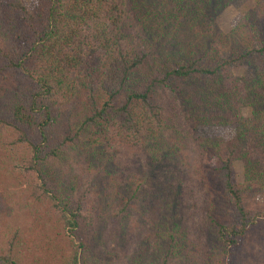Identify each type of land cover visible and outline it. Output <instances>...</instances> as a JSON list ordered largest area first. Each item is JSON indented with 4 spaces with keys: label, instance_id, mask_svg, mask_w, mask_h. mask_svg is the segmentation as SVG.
Segmentation results:
<instances>
[{
    "label": "trees",
    "instance_id": "1",
    "mask_svg": "<svg viewBox=\"0 0 264 264\" xmlns=\"http://www.w3.org/2000/svg\"><path fill=\"white\" fill-rule=\"evenodd\" d=\"M5 1L0 0V72L10 74L15 84L0 94V145L10 155V166L19 172L20 194L34 197L35 191L29 188H40L51 201L52 213L58 214L63 227L79 239L63 264H88L85 252L91 248H80L85 230L97 237L96 246L102 242L107 251L104 234L114 235L110 228L104 229L105 222L119 211L126 213L131 205V200L125 199L99 218L84 216V229L80 224L82 210H91L85 200L90 191L88 182L97 189L101 179L92 173L87 181L82 170L70 165L68 149L79 146L75 154L80 157L84 152L81 147L103 142L115 146L124 129L125 140L131 139L134 145L132 152L151 146L155 152L150 161L155 164L162 156L174 153L162 146L159 127L166 117L181 123V112L188 114L190 135L200 123L236 122L239 113L229 120L217 105L226 102L234 107L239 97L249 96L254 105L253 122L236 128L238 137L224 140L219 135L212 143L210 163L226 192L223 201L205 185L211 167L194 168L185 157L183 178L176 177L174 169L166 170L156 201L148 204L154 205L150 229L158 237V248L153 253L133 251L128 255L130 261L126 253L115 258L114 249L107 251L112 264H214L207 253L213 249L221 261L225 258L228 262L250 225L264 221V198L261 203L252 201L257 204L252 207L245 204L248 188L264 194V159L254 155L264 144V0H256L240 15L238 39L221 44L216 43L224 35L216 15L230 0H38L31 10L20 0ZM213 37L217 41H212ZM235 64L252 66L254 75L230 81V66ZM166 90L180 101L175 113L158 104ZM121 92L125 98L119 101ZM115 116L118 119L114 120ZM244 136H253L252 143L247 144ZM203 140L189 144L200 156L209 153ZM234 156L245 162L242 185L231 181ZM129 166L119 169L121 182L131 177ZM83 167L89 173L95 164L88 160ZM96 171L109 174L104 168ZM188 181L194 184V194L192 188L184 187ZM99 191L102 193L101 188ZM164 191L165 196L161 194ZM156 207L164 215L161 219H170L169 227L161 220L155 223ZM213 208L217 217L209 215V220L213 222L214 246L207 245L208 237L204 236L203 258L191 262L181 252L175 232L186 241L191 240V232L203 235L206 227L202 217ZM199 209L201 229L192 219ZM18 234L17 229L0 230V264H18ZM163 237L167 238L164 243ZM162 249L153 261L145 262L144 255L149 259ZM95 264L109 262L98 257Z\"/></svg>",
    "mask_w": 264,
    "mask_h": 264
},
{
    "label": "rangeland",
    "instance_id": "2",
    "mask_svg": "<svg viewBox=\"0 0 264 264\" xmlns=\"http://www.w3.org/2000/svg\"><path fill=\"white\" fill-rule=\"evenodd\" d=\"M9 1L11 0H6L5 2L10 3ZM20 1L26 8L31 10L38 0ZM255 2L256 0H230L219 10V13L216 15V24L224 35L221 37V40L216 42L217 44H221L223 41L231 43L238 39L239 34L237 32L236 23L240 15L250 9ZM211 40L217 41L216 37H213ZM254 72V68L248 64H235L230 66V74L232 78H229V80H237L239 82L244 80V77L251 78V76L254 75ZM14 84L15 82L10 74L0 72V94L5 88L13 87ZM85 90L86 88L82 87V92ZM161 95L164 96L162 100H158V104L163 105V108H169L172 113H175V107H178V104L180 103L179 99L174 98L172 93L169 91L167 92V90L164 94L161 93ZM124 98L125 96L123 92H121L118 97L119 101ZM83 103L85 104L86 101L81 98V104ZM251 104L249 96H241L235 101L234 107L226 104V102H223L220 106L217 105L230 116L229 120L231 117L235 118L234 116L236 113L240 114V119L236 120V122H230L227 125H221L219 123L204 125L200 123L197 129L192 131L190 135L188 132L192 129L189 127L192 121L188 114L181 112V123L173 121L172 118L166 117L167 120L162 122L161 127H159L161 129L162 146L165 149L168 147V149L174 153L167 158L166 156H162V158L159 159L158 162H155V164L150 161L152 156L151 153L155 152L154 150H151V146L145 145L137 151L132 152L134 147L132 140H125L124 135L126 132L122 128V131L118 134L120 135L119 139H121V141L115 144V146H112V142L111 144L103 142L100 145L97 143L92 148L81 147L84 149V152L80 157L75 154L76 150H79V146L72 151L68 149V161L70 165L74 168L78 167V170H82L86 175L87 181L92 179V173H96L95 177L99 180L101 179V184L97 189L95 187L91 188V182H88L89 187L87 190L90 191L89 194H86L85 200L89 201L88 206L91 210H82L80 224L84 225V229H86L85 218H99L98 215L107 213V211L110 210L111 205L118 206L119 202L125 199H130L131 205L128 207L126 213L119 211L115 218L111 221L105 222L104 229L107 230L110 228L114 235L111 236L109 234H104L108 239L107 251L108 249H114L115 252L112 254V257L115 258L126 253L128 261H130L128 255L136 250L153 253L154 249L158 248V237L152 232L153 230L150 229L153 227L154 223L152 218L154 205L148 206V204L156 201L158 196V186L165 180L164 174L166 173V170L169 168L174 169L176 171L175 176L183 178V175H185L184 164H187L185 157L191 160L192 167L194 166V168L211 167L207 173L208 178L205 185L210 188L211 192L216 194L220 201H223L222 196L225 197L226 192L223 189V184L217 180V174L210 163L212 158L211 154L214 153L212 152V143H215L214 138L219 135H221L224 140L231 138L232 136L238 137L236 136L238 134L236 128L238 129L240 126L244 127L245 122H248V124L253 122L254 105ZM70 107H72V104H70ZM215 108L218 114L219 110L216 106ZM261 108L264 109V102L261 104ZM113 119L116 120L118 118L115 116ZM199 138L204 139L202 145L205 146V148L207 147L206 149L209 153H206L209 154L210 157L206 153V155L203 154L200 156L193 152V148H191L190 145L195 139ZM244 138L246 140L247 136H244ZM247 139V144L252 143L253 136H248ZM183 146L186 147L188 151H184L182 148ZM263 148L264 144L263 147L260 146L258 150H256L254 155H257L258 158L264 159V155L262 154ZM91 149L92 151L95 149L94 154L90 153ZM86 150L90 151L86 153ZM235 153L234 155H236ZM88 160H92L95 164V168L92 170L93 172L89 173L86 172L83 167L84 163ZM135 161H137V163ZM198 161L199 163H197ZM124 164L130 165L129 168L131 169L132 174L126 182H121L119 169L122 168ZM10 165V155L5 152L0 145V230L2 228L9 231L17 229L19 234L17 235V246L15 251L18 264H63L65 259L71 254L72 248L77 246V241L79 239H76L66 228L63 227V223L60 221L58 214L52 213L53 207L51 201L46 196L47 194H43V191L40 188L37 190L31 187L29 188L30 190L35 191L34 194L36 196L34 197L29 193L20 194V190L22 189V185L20 184L21 177L18 170L12 168ZM231 165V181L238 185H242L246 180L244 159L242 157L234 156ZM96 168H100L101 170L104 168L109 174L99 175ZM73 170V168H70V171ZM104 185H107L105 190L103 189ZM187 186L193 189L191 193L194 194V184L188 181V184L184 183V187ZM100 188L102 193L99 191ZM245 191H247L245 195L248 197L245 202L247 207L257 205L252 201L256 203H261V201H263L264 194L260 193L257 189L250 187ZM161 194L163 196L166 195L165 191ZM158 198H160V196ZM146 201L147 204H145ZM199 204L201 205V203ZM229 206L231 207L230 202ZM191 208L192 212H194V205L191 206ZM215 210L216 208H213V210L208 211L207 213L205 212L204 217H202V221L205 222L206 227L203 235L199 236L197 231L195 233L191 232V240L186 241L183 240L181 236H178V232H175L178 243L182 245L181 252L184 256L190 259L191 262L195 260L199 261L203 258L202 243H205L204 236L208 237L207 245H210V247L214 246V239L212 236L213 222L212 220H209V215L211 218H216L217 214ZM198 211V214L193 215L192 219L197 223L196 227L201 229L202 224L200 220L202 214L200 209ZM186 212L184 214H186ZM155 213V223L161 220L164 223H167L169 227L171 224L170 219H168L169 221L167 219H161L164 215L161 212L160 207H156ZM186 216L189 218V215ZM228 217L229 219L232 218L231 215ZM117 218H119L118 224ZM225 218L227 219V216H225ZM165 231L167 230H164V232ZM90 234V232L86 230L84 231V242L80 246V248H85V250L88 245L91 248L90 251L85 252L88 264H95L96 258L98 257H101L102 259L107 260L109 264H112L110 262V253L104 250L106 249L105 245L101 242L96 246L94 243H96L98 239L97 237L95 238V236L93 237V235L89 236ZM165 241H167V238L165 239V237H163L162 243ZM200 242L201 244H199ZM145 247L149 248L146 249ZM163 247L164 245L161 244V248ZM233 248L234 253L232 257L229 258L228 262L225 258L221 261L219 259V254H217V251L214 249L211 250V253L209 251L207 253H209L208 255L212 256L214 259V264H264V221H257L250 225L241 244L234 246ZM162 251L163 249L149 257V259L144 255L145 262L147 263L149 260L153 261L152 259H155V256L157 254L159 255V252L162 253ZM153 264L156 263L154 262Z\"/></svg>",
    "mask_w": 264,
    "mask_h": 264
}]
</instances>
